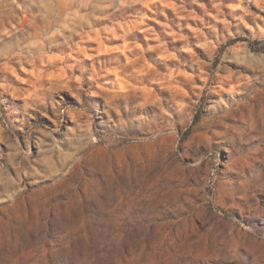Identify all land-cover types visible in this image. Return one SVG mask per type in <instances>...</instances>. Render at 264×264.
I'll use <instances>...</instances> for the list:
<instances>
[{
  "label": "rangeland",
  "instance_id": "374dc122",
  "mask_svg": "<svg viewBox=\"0 0 264 264\" xmlns=\"http://www.w3.org/2000/svg\"><path fill=\"white\" fill-rule=\"evenodd\" d=\"M263 44L264 0H0V264H264Z\"/></svg>",
  "mask_w": 264,
  "mask_h": 264
},
{
  "label": "trees",
  "instance_id": "16d2710c",
  "mask_svg": "<svg viewBox=\"0 0 264 264\" xmlns=\"http://www.w3.org/2000/svg\"><path fill=\"white\" fill-rule=\"evenodd\" d=\"M242 41H244V40H242ZM234 42H236V41H233L232 43H229V45H231V44H233ZM250 46H251V44H250ZM260 51H264V44L262 45V47H261V49H259ZM195 120V119H194ZM195 122V121H194Z\"/></svg>",
  "mask_w": 264,
  "mask_h": 264
}]
</instances>
